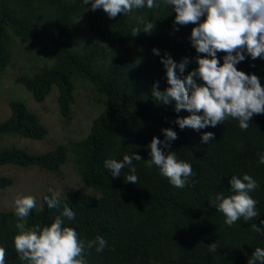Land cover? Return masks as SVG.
Segmentation results:
<instances>
[{
  "label": "trees",
  "instance_id": "1",
  "mask_svg": "<svg viewBox=\"0 0 264 264\" xmlns=\"http://www.w3.org/2000/svg\"><path fill=\"white\" fill-rule=\"evenodd\" d=\"M174 17L164 5L109 19L103 10H90L83 0H0V86L14 55L23 53L34 66L15 82L36 103H43L55 89L52 94L66 122L83 88L98 109L88 134L80 139L38 155L17 147L0 150V168H32L60 176L62 167L71 163L84 189L59 196L56 209H49L43 199L53 193H45L31 210L27 226L50 224L68 204L76 215L71 221L63 218L65 226L74 228L80 239L101 235L107 241L101 253L88 250V264H252L257 251L264 248V237L252 231L255 225L264 229V165L257 156L264 153V114H254L247 130H241L235 119L200 132L181 130L174 120L189 113L177 114L174 101L165 105L151 97L155 82L160 91L169 87L152 48L162 54L167 51L177 62L205 55L197 54L188 39L195 25H174ZM142 20H151L153 30L133 37L132 29L142 27ZM225 54L218 52V57ZM195 67L190 63L185 74ZM237 68L255 74L264 85V60L246 57ZM9 109V118L0 122V139L43 140L48 135L25 102L13 100ZM169 127L179 137L169 151L190 163L194 173L184 188L172 186L155 165L148 167L144 162L151 139L163 140L161 129ZM205 131L215 134L208 144L200 142ZM133 152L141 156L133 161L135 185L126 181L128 168L117 178L104 168L105 159L120 160ZM245 173L259 185L250 193L259 219L242 217L228 226L212 202L217 193L232 194L231 175ZM12 185L13 179L0 175V195ZM16 223L15 210L0 209L5 264H25L12 243ZM212 244L217 245L215 251L209 247Z\"/></svg>",
  "mask_w": 264,
  "mask_h": 264
},
{
  "label": "clouds",
  "instance_id": "2",
  "mask_svg": "<svg viewBox=\"0 0 264 264\" xmlns=\"http://www.w3.org/2000/svg\"><path fill=\"white\" fill-rule=\"evenodd\" d=\"M83 4L92 11L103 10L109 19L120 13L164 5L175 13L174 25H195L188 39L197 54L205 55L191 59L184 57L177 62L167 51L162 54L157 48L151 49L152 54L159 57L169 85L160 91L159 82H155L150 90L151 97L165 105L174 101L177 114L182 110L189 113L177 115L174 124L179 129L200 132L235 119L241 130H247L254 114H264V85L260 78L237 68L246 57L264 60V0H83ZM141 25L132 29L133 37L141 32L149 34L154 28L151 20H142ZM218 52L226 54L219 58ZM190 63L196 67L185 74ZM161 132L164 139H151L147 145L149 158L144 162L148 167L155 165L172 186L184 188L188 178L194 175L192 165L178 159L175 151H169L172 142L179 138L177 132L171 127L163 128ZM214 135L213 132H202L200 142L208 144L214 140ZM257 156L259 163L264 165V153H257ZM134 160H141L136 152L126 154L120 160L105 159L103 166L113 178L120 177L121 171L128 168L126 181L135 185L138 176ZM229 185L232 194L217 193L212 202L216 211L223 214L224 223L231 226L242 217L245 221L258 220V205L250 195L258 189L257 181L245 173L231 175ZM43 199L49 209L60 207L56 193ZM36 207V199L31 195L18 196L14 200L17 232L12 243L25 264H88V250L94 248L96 253H101L107 247L103 236L97 235L86 241L79 238L74 228L65 226L63 218L71 221L76 215L68 204L63 205L60 215L50 224L27 226V218ZM39 207L42 211L43 205ZM252 231L264 237V229L258 225L253 226ZM209 247L215 251L217 245ZM0 264H5L3 246H0ZM252 264H264V248L257 251Z\"/></svg>",
  "mask_w": 264,
  "mask_h": 264
},
{
  "label": "rangeland",
  "instance_id": "3",
  "mask_svg": "<svg viewBox=\"0 0 264 264\" xmlns=\"http://www.w3.org/2000/svg\"><path fill=\"white\" fill-rule=\"evenodd\" d=\"M24 56L15 54L1 79L0 86V122L10 116L9 103L13 100L25 102L28 109L39 117L41 123L48 129V135L43 140H30L19 136L2 137L0 150L8 147H17L27 150L31 154H43L67 142V140L80 139L88 134L90 123L97 115L98 109L93 108L92 98L85 96L83 88L78 90V102L74 107L71 118L64 122L60 117L56 90L41 104L36 103L25 88L16 85V78L29 70L34 63ZM30 63V65H29ZM29 66V67H28ZM36 66V65H35ZM38 66V65H37ZM36 66V67H37ZM72 165L68 162L61 169V175L32 168H18L6 166L0 168V175L13 179V185L0 195V209L11 211L14 209V200L18 196L31 195L39 204V199L47 192L63 196L74 188L84 189L78 181ZM51 190V191H50Z\"/></svg>",
  "mask_w": 264,
  "mask_h": 264
}]
</instances>
